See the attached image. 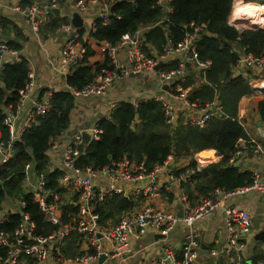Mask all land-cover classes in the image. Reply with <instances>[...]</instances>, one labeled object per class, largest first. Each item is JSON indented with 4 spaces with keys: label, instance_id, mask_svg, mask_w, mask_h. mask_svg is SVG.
<instances>
[{
    "label": "built area",
    "instance_id": "1",
    "mask_svg": "<svg viewBox=\"0 0 264 264\" xmlns=\"http://www.w3.org/2000/svg\"><path fill=\"white\" fill-rule=\"evenodd\" d=\"M55 1L49 0L45 5L25 3L12 7L24 16L34 37L39 40L41 27L50 21L49 13ZM72 1L75 11L90 22L91 32L95 31L98 23L108 24L114 15L110 11L112 2L108 0ZM151 1L159 7L162 14L152 24L168 22L169 13L173 9L172 0ZM1 2L2 0L0 4ZM115 17L120 18L118 14ZM228 23L238 30L264 29V0H232ZM152 24L139 25L131 32L123 33L115 43L104 40L102 47L105 50L106 64L87 83L77 87L69 84L67 78L84 62L86 49L76 28L69 22H63L57 29L63 31L65 39L60 49V60L52 63V71L60 78L63 88L72 98L78 100L104 96L120 79L128 75L143 76L145 72L153 70L159 61L161 65L173 63L170 68L160 66L156 71L159 87L151 99L160 105L164 122L171 129L179 124L202 127L210 117L220 114L219 102L214 100L200 104L191 101L188 98L191 87L184 86V83L190 71L197 72L198 77L203 80L205 70L210 65L209 60L198 57L196 50V43L201 36L209 34L207 25L195 20L183 23L180 27L182 38L174 41L171 36H167L161 50L157 51L145 38V32ZM231 51L238 54L232 66L233 73L240 74L241 69L251 72L247 83L253 91L252 94L263 98L264 57L245 52V47L236 45L231 47ZM22 59L24 57L17 48L9 45L7 40L0 39V86L3 85L1 75L6 65ZM26 62L27 73L23 84L17 89V99L14 103L0 107L1 124L5 127V133L0 129L1 189L16 174L6 170L10 168L9 164L24 133L39 117L47 114L53 105L52 90L48 89L34 96L36 73L28 67L27 59ZM116 106V103H112L103 117L110 120L111 112ZM236 119L247 134L246 117L237 114ZM101 131L98 120L88 125L81 124L74 130L65 128L49 139L44 153L46 164L43 170H36L32 158L24 163L17 186L18 194L14 187L9 194L4 193L0 202V264H109L111 259L120 258L124 254L131 238L138 237L146 230L166 233L176 224L185 228L180 256L173 253L169 244H164L162 255L153 259L151 264H194L200 246L194 238L192 226L194 222L215 214L219 207H223L224 213L226 232L223 253L227 263L248 264L251 259L246 258L245 251L252 238L250 213L232 205H225V202L249 191L264 194V171H251L250 181L233 189L214 188L195 204L181 195V215L143 202L139 208L123 212L116 222L106 225L101 221L98 208L112 195L128 197V186L133 188V193L138 197L154 195L158 192L162 174H166L168 180L165 184L166 190L170 189L169 185L172 183L181 187L207 161L199 160L194 167L184 166L177 173L173 171L172 155L153 164L150 169L143 162L136 163L126 157L112 160L97 168L76 165L75 159L83 151L80 152L79 147L83 145L84 135L97 140ZM262 131L264 134V123ZM241 139L251 144L254 157L264 163V146L261 142L249 135L239 140ZM27 150L30 154V149ZM236 152L230 156V163H233ZM53 170L59 173L56 188L48 185L47 173ZM27 196L44 219L53 225L50 232L44 234L38 231L37 224L27 209ZM65 208L66 221L63 220ZM14 217L15 222L12 221ZM71 235L76 237L73 245L76 252L66 256L63 245ZM216 254V250L209 252L212 257ZM101 255L105 259L99 261ZM207 264H212V261ZM256 264H262V261L258 260Z\"/></svg>",
    "mask_w": 264,
    "mask_h": 264
},
{
    "label": "trees",
    "instance_id": "2",
    "mask_svg": "<svg viewBox=\"0 0 264 264\" xmlns=\"http://www.w3.org/2000/svg\"><path fill=\"white\" fill-rule=\"evenodd\" d=\"M111 1L115 4L114 15L108 24H97L92 34L97 40L115 43L123 33L131 32L139 25L152 24L162 16L159 7L153 5L151 0ZM171 3L173 9L169 13L168 22L152 24L153 26L145 32V38L154 48L161 50L167 36H171L174 41L182 38L180 27L183 23L190 20L206 23L209 34L201 36L196 43V50L198 57L209 60L210 65L205 70L202 84L196 86L193 75L188 74L184 86L191 87L188 94L191 101L205 104L217 99L221 108L220 114L210 117L202 127L180 124L171 129L165 124L161 107L155 100H141L136 104L127 100L120 101L112 110L110 120L104 117L98 119V125L102 131L97 140L84 135L83 145L79 147L80 152L83 151L75 159V164L97 168L112 160L126 157L136 163L143 162L146 168L150 169L153 164L164 161L169 155L185 156L204 149H215L220 159L206 164L193 175L198 193L206 196L214 188L230 190L250 181V171H240L237 166L228 161L237 149V141L247 137L236 119L239 99L253 92L246 78L240 74H233L232 66L238 54L231 51V47L233 45L245 47V52L264 57V29L238 30L230 25L228 16L232 0H172ZM115 14H118L120 18H116ZM6 22L2 20L0 24ZM63 22H66L65 18H53L47 24V28L55 29ZM8 44L15 48L19 47L12 41H8ZM85 61L87 62L84 59V62L77 66L72 75L67 78L69 84L81 87L94 76ZM172 66L173 63L162 64L161 68ZM26 73L25 59L6 65L1 75L3 85L0 86V107L15 102L17 89L23 84ZM71 97L67 91H53L51 110L39 117L24 133L22 142L17 145L15 156L9 164L10 168L6 170L16 174L10 183L5 184L4 189L0 188V202L4 193L9 194L14 187L15 193L18 194L17 186L25 162L32 158L36 170L45 168L44 153L48 148L49 139L68 125V114L72 107ZM257 111L264 119V98L258 99ZM0 129L5 131V127L1 124V116ZM27 149H30V154ZM58 175L57 170L48 171L47 179L50 187L56 188ZM26 198L27 209L36 222L38 231L44 234L50 232L53 225L44 219L37 206L31 203L29 196ZM131 207L132 203L114 194L98 208V211L101 221L105 223L107 218L119 217L123 210ZM15 220V217L12 218L13 222ZM63 220H67L66 208L63 209ZM75 239L76 237L71 235L63 245L66 256L76 252L73 247ZM250 259L253 264H256L258 260L264 264V248L253 249ZM212 264L223 263L216 261Z\"/></svg>",
    "mask_w": 264,
    "mask_h": 264
},
{
    "label": "crops",
    "instance_id": "3",
    "mask_svg": "<svg viewBox=\"0 0 264 264\" xmlns=\"http://www.w3.org/2000/svg\"><path fill=\"white\" fill-rule=\"evenodd\" d=\"M49 0H2L0 4V23L2 20L7 21L5 24H0V39L12 41L18 44L19 53L24 59L28 60V67L36 73V90L34 96L41 94L45 90H64L60 78L54 75L51 65L60 60V49L64 41L65 34L63 31L48 29L53 18H65L66 22L71 23L72 13L75 11L72 0H56L54 7L49 13L50 21L44 24L40 30V39L37 40L31 32L29 24L25 21L22 14L13 9V5H23L25 3H34L36 5H45ZM57 9L53 12V9ZM92 12V11H91ZM83 17L81 26L76 27L80 34L81 41L86 49V65L89 66L91 72L95 75L98 70L106 64L105 50H103L102 42L97 40L91 32L90 22ZM155 50H157L155 48ZM159 51V50H157ZM25 59V60H26ZM27 63V62H26ZM75 70V69H74ZM249 73L241 69L240 75L248 79ZM255 73V72H254ZM194 77L195 85L202 84V79L198 77V73L190 71ZM234 75H238L233 73ZM159 83L156 77V71H148L143 76L128 75L117 81L104 96H96L90 98H81L75 100L72 98V107L68 114V125L66 128L76 129L81 124L88 125L103 117L110 110L112 103L118 104L120 101H130L137 103L141 100L151 99L155 94ZM259 97L251 94L243 95L239 99L237 114H242L246 117L247 134L252 138H256L264 146L263 123L264 119L259 116L257 111V101ZM264 98V97H263ZM217 100V99H214ZM213 100V101H214ZM237 116V115H236ZM180 125V124H179ZM246 134V136H248ZM215 150V149H213ZM237 151V152H236ZM232 153L234 155L233 164L240 171L257 170L260 173L264 171V163L256 159L253 155L251 144L241 139L237 141V149ZM238 153V154H237ZM216 150L214 159L207 162L218 161L220 156ZM202 157L198 156V152L185 156H174L172 160L173 171L179 172L184 169V166L194 167ZM194 162V165H192ZM207 164V163H206ZM206 166V165H204ZM203 166V167H204ZM202 167V168H203ZM168 183L166 174H162L159 183L158 192L147 197H138L133 193V188H126L128 197L121 196L129 203H132L130 209H137L143 202L149 203L158 208H164L178 212L181 209L179 197H186L192 204L197 203L204 194L198 193L195 188L194 177L183 183L179 187L177 184H170V189L166 190L165 184ZM225 205H232L238 209L247 210L251 216V234L252 238L248 243L245 251L246 258L249 259L253 253V249L264 248L262 241L255 240L254 234L264 230V194L256 191H249L245 195L229 198ZM223 208V207H222ZM219 209V208H218ZM118 216L114 219L107 218L106 225H111L116 222ZM194 238L201 245L206 244L208 251L216 250L217 254L212 257L204 255L197 256L194 264H207L210 262L227 263V258L223 253L225 245V224L224 213L216 211L212 216L194 222L193 226ZM185 228L181 224H176L166 233L157 232L154 230H146L138 237H133L130 240L128 249L120 258L111 259L109 264H151L155 258L162 255L164 244H169L171 250L176 256L181 254V242ZM257 241V243H255ZM198 250V253H199Z\"/></svg>",
    "mask_w": 264,
    "mask_h": 264
},
{
    "label": "water",
    "instance_id": "4",
    "mask_svg": "<svg viewBox=\"0 0 264 264\" xmlns=\"http://www.w3.org/2000/svg\"><path fill=\"white\" fill-rule=\"evenodd\" d=\"M114 6H115L114 3H112V4L110 5V11H111V13H114V12H113V11H114ZM56 10H57L56 8L53 9V12H56ZM71 23H72L74 26H76V27H79V26L82 25L83 20H82L81 15H80L78 12L74 11V12L72 13ZM160 66H161V62L159 61V62H157V64L154 66V70L157 71V70L159 69ZM201 74H202V73H201ZM214 153H215V150H214ZM218 212H223V208H222V207H219ZM181 214H182V211H181V209H179V211H178V215H181ZM254 239H255V240L262 241V245L264 246V230H261V231L255 233V234H254ZM201 255H204V256H206V257H209V256H210V255H209V251H208V246H207L206 244H202V245H201V251L199 250L198 256H201ZM104 259H105V256H104V255H101L100 258H99V261H102V260H104ZM248 264H252V260H248Z\"/></svg>",
    "mask_w": 264,
    "mask_h": 264
},
{
    "label": "bare ground",
    "instance_id": "5",
    "mask_svg": "<svg viewBox=\"0 0 264 264\" xmlns=\"http://www.w3.org/2000/svg\"><path fill=\"white\" fill-rule=\"evenodd\" d=\"M108 1L112 2L111 0H108ZM153 70H154V68H153ZM150 71H152V70H150ZM146 100H148V99H146ZM198 156L202 157L201 160H203V161L212 160V159H214V150L213 149L201 150V151L198 152Z\"/></svg>",
    "mask_w": 264,
    "mask_h": 264
},
{
    "label": "rangeland",
    "instance_id": "6",
    "mask_svg": "<svg viewBox=\"0 0 264 264\" xmlns=\"http://www.w3.org/2000/svg\"><path fill=\"white\" fill-rule=\"evenodd\" d=\"M258 99H260V97H259ZM211 162H214V161H211ZM206 163L208 164V163H210V162H206ZM205 165H206V164H205ZM210 261H211V260H210Z\"/></svg>",
    "mask_w": 264,
    "mask_h": 264
}]
</instances>
